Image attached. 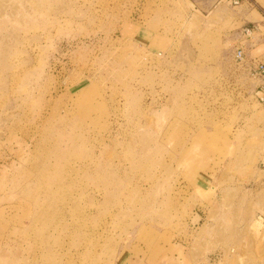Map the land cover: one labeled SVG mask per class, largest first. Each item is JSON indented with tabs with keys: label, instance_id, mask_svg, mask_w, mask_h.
Wrapping results in <instances>:
<instances>
[{
	"label": "rangeland",
	"instance_id": "obj_1",
	"mask_svg": "<svg viewBox=\"0 0 264 264\" xmlns=\"http://www.w3.org/2000/svg\"><path fill=\"white\" fill-rule=\"evenodd\" d=\"M200 1L0 0V264H264V0Z\"/></svg>",
	"mask_w": 264,
	"mask_h": 264
},
{
	"label": "built area",
	"instance_id": "obj_2",
	"mask_svg": "<svg viewBox=\"0 0 264 264\" xmlns=\"http://www.w3.org/2000/svg\"><path fill=\"white\" fill-rule=\"evenodd\" d=\"M229 1L232 6L239 5L238 0ZM240 35V39L249 41L252 40V36H257V41H260L264 46V25L252 24L251 26L243 27ZM245 58V45L238 46L234 53L235 61L244 62ZM248 75L254 82L253 96L256 102L264 108V51L252 60Z\"/></svg>",
	"mask_w": 264,
	"mask_h": 264
},
{
	"label": "crops",
	"instance_id": "obj_3",
	"mask_svg": "<svg viewBox=\"0 0 264 264\" xmlns=\"http://www.w3.org/2000/svg\"><path fill=\"white\" fill-rule=\"evenodd\" d=\"M226 1H228L229 2V4L228 3H223L222 2V0H201L200 2L201 3H204V4H210V5H216V6H214L215 7V9H221V5H223V4H228V5H230V1L229 0H226ZM223 3V4H222ZM225 6V5H224ZM198 11V10H197ZM250 56V55H249ZM250 69V68H249ZM249 69H248V71H247V74H248V72H249Z\"/></svg>",
	"mask_w": 264,
	"mask_h": 264
}]
</instances>
